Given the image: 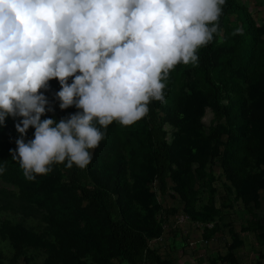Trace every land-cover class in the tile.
Listing matches in <instances>:
<instances>
[{"label": "rangeland", "instance_id": "1", "mask_svg": "<svg viewBox=\"0 0 264 264\" xmlns=\"http://www.w3.org/2000/svg\"><path fill=\"white\" fill-rule=\"evenodd\" d=\"M234 1L256 32L262 28L264 39V0ZM217 58L214 54L212 62ZM198 72L197 65L178 72V80L163 90L165 102L156 103L171 157L166 191L157 188L145 117L102 129L105 138L91 150L88 164L92 179L111 187L119 177L114 196L123 215L149 238L164 235L162 258L169 264H264V75L251 83L246 69L221 71L224 114L217 119ZM187 80L195 83V92ZM77 111L74 106L72 114ZM16 123L5 118L0 141L6 137L2 132L19 138ZM32 138L27 130L25 141ZM51 172L62 182L51 221L21 182L0 173V264H126L113 248L102 209L80 199L57 165ZM180 211L189 216L182 226L174 220ZM58 225L66 231L59 232ZM72 229L103 253L94 256Z\"/></svg>", "mask_w": 264, "mask_h": 264}, {"label": "clouds", "instance_id": "2", "mask_svg": "<svg viewBox=\"0 0 264 264\" xmlns=\"http://www.w3.org/2000/svg\"><path fill=\"white\" fill-rule=\"evenodd\" d=\"M225 3L0 0V125L21 118L12 159L24 178L35 180L58 163L85 169L105 138L102 129L135 123L151 100L164 103L169 70L198 62V49L219 32ZM53 78L60 109H78L59 121L41 119L51 110L41 89ZM29 127L33 138L25 141Z\"/></svg>", "mask_w": 264, "mask_h": 264}, {"label": "trees", "instance_id": "3", "mask_svg": "<svg viewBox=\"0 0 264 264\" xmlns=\"http://www.w3.org/2000/svg\"><path fill=\"white\" fill-rule=\"evenodd\" d=\"M235 19L234 24H229L230 18ZM237 22V23H236ZM242 29V34L236 33V29ZM262 28L257 32L249 18L247 11L236 4L234 0H226L223 6V13L219 18V32L214 35L213 40L206 46L198 49V62L187 65L178 63L169 70L166 85H173L178 80V72L190 70L197 65L199 77L207 85L210 92L209 105L212 107L217 119L224 114L221 103V71L246 69L251 83L260 79L261 72L264 75V39H260ZM220 53V54H219ZM222 53V54H221ZM217 55V61L212 62L213 56ZM71 83L72 77H69ZM188 87L195 92V83L187 80ZM60 90V84L56 78L48 82L45 90L47 98L46 111L41 119L53 118L59 121L68 118L73 112L74 106L60 109V101L56 97V92ZM156 100H151L147 105L148 114L145 116L148 135L152 141L151 156L154 162V175L157 181L159 192L164 193L167 189V179L170 172V151L165 141V132L161 127L160 118L156 111ZM6 119L19 122L20 117L8 116ZM113 123V122H112ZM99 127V125H97ZM29 132L34 133V128L29 127ZM6 136L0 141V162L5 169L8 180L19 181L27 190L28 199L42 208H46V221H51L50 213L58 207L57 192L62 182L52 172L46 175H39L35 180H26L19 162L12 159V152L16 149V140ZM66 163V162H65ZM61 170L65 178V184L75 192L80 199L97 204L103 211L106 231L112 242L113 248L126 264H141L146 261L148 264H169V261L161 258L159 254L147 246L149 238L146 232L137 226L132 225L122 213V205L114 196L117 194L119 177H115L113 184L109 187L103 181H94L87 165L85 169H80L73 165L71 169L66 168L64 163L55 164ZM90 183V184H89ZM60 231L63 226L58 225ZM70 234L77 237L80 242L91 251L97 258L103 253L102 249L92 243H88L80 231L72 229ZM57 253V252H56ZM58 255V253H57ZM65 262L63 258H60Z\"/></svg>", "mask_w": 264, "mask_h": 264}, {"label": "built area", "instance_id": "4", "mask_svg": "<svg viewBox=\"0 0 264 264\" xmlns=\"http://www.w3.org/2000/svg\"><path fill=\"white\" fill-rule=\"evenodd\" d=\"M174 220L176 223L182 226L186 224V222L189 220V216L186 212L180 211L174 215ZM163 229L164 230L166 229L165 224L163 225ZM166 244L167 242L163 234H158V235L152 236L147 239V246L150 249L155 250L157 254L161 256V258H162V255L166 253V249H167ZM141 264H148V263L146 261H143L141 262Z\"/></svg>", "mask_w": 264, "mask_h": 264}]
</instances>
